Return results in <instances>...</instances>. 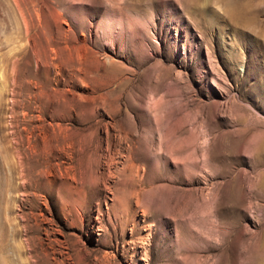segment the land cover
<instances>
[{
    "label": "rangeland",
    "instance_id": "obj_1",
    "mask_svg": "<svg viewBox=\"0 0 264 264\" xmlns=\"http://www.w3.org/2000/svg\"><path fill=\"white\" fill-rule=\"evenodd\" d=\"M0 264H264V0H0Z\"/></svg>",
    "mask_w": 264,
    "mask_h": 264
}]
</instances>
